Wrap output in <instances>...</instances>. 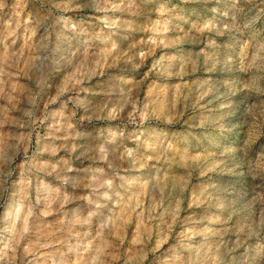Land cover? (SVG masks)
I'll return each instance as SVG.
<instances>
[{
	"label": "rangeland",
	"instance_id": "rangeland-1",
	"mask_svg": "<svg viewBox=\"0 0 264 264\" xmlns=\"http://www.w3.org/2000/svg\"><path fill=\"white\" fill-rule=\"evenodd\" d=\"M103 2L0 0V147L13 191L0 197V247L11 243L0 264H186L189 250H208L204 264H247L245 248L264 245V91L234 143L194 149L185 130L215 97L264 90V5L124 0L105 27ZM149 101L181 123H141ZM18 202L27 216L11 233Z\"/></svg>",
	"mask_w": 264,
	"mask_h": 264
},
{
	"label": "clouds",
	"instance_id": "clouds-1",
	"mask_svg": "<svg viewBox=\"0 0 264 264\" xmlns=\"http://www.w3.org/2000/svg\"><path fill=\"white\" fill-rule=\"evenodd\" d=\"M245 4H252L255 6V0H243ZM261 5H264V0H259ZM124 3V0H120V3H115L114 0H104L103 8L97 7L96 10L103 11L105 16L102 18L104 21L105 27H114L115 22L110 21L107 18V13L109 11H123L121 5ZM235 4L241 3V0H234ZM95 5V0H89V3L86 5L87 7H93ZM54 7L59 8V4H55ZM79 7V5H77ZM264 11V9H261ZM250 21L249 23H252ZM68 26V23L65 22V27ZM247 27V25L245 26ZM71 28L74 32H79L80 34H84L87 32V29L78 26L77 24H72ZM143 56V53H141ZM153 68H156V65H153ZM121 71L123 72H135L137 71V66L133 65L132 67H128L125 65ZM242 71L247 72V68L242 69ZM243 79V77H241ZM79 83V81H77ZM244 89L247 91L245 92ZM63 91V90H61ZM264 90L255 89L250 84L245 83L243 85V89L241 90V95L239 100L236 97H231L226 99L225 102H221L220 96L215 97L218 108L208 109L209 114L204 115L193 114V116L189 117V120L192 121V126L189 129L185 130L191 135V133H195V136H192L191 139L193 141V148L195 149L197 145L199 147L204 148L207 151L210 148L215 147L216 150H219L220 147L225 143H234L235 141L230 139L235 137L236 140H239L238 133V124L246 123L247 116L252 115L254 109L257 107L256 104L252 103V95L253 93H259ZM207 93L201 94V99ZM221 95H224L223 93ZM211 104V101H209ZM199 107H204L203 105H199ZM118 112L117 108H113L110 111V115L114 118L115 114ZM144 113L141 118V123H144L151 117L155 116L158 120H162L160 124H157L156 127H167L172 125H178L181 123L182 113L178 114H164L163 107L160 104H156L155 101H149L144 105L142 109ZM259 112L261 116H264V100L259 101ZM189 120H184V123H189ZM169 131H176L174 128H168ZM184 137L177 131V135L172 137L173 141H179ZM138 143H143L146 151L152 149L153 146L148 144L146 141ZM249 146L248 141H244L243 144L239 145L236 151V158L239 160L240 164L243 165L247 160V148ZM171 148V144L166 147V150ZM127 156H133L131 152L126 153ZM187 158L192 160L199 166L200 161L203 159L200 155H189L188 150L185 147L182 159ZM145 161L147 157L144 158ZM10 161V157H6L4 153V148L0 147V197L4 195L7 191L9 196L13 195V191H10L7 187V181L9 172L4 171V166ZM133 166H135V158L133 157ZM140 167H144L143 164ZM122 187V186H121ZM116 195L123 199V196H120V193L117 192ZM242 258L247 261V264H264V245H258L256 248H245L244 252L241 254ZM211 257L208 254V250L204 252L196 251L195 257L192 255L191 250L186 258V264H204L206 260H210ZM236 257H233L232 260L228 261V264H235Z\"/></svg>",
	"mask_w": 264,
	"mask_h": 264
},
{
	"label": "bare ground",
	"instance_id": "bare-ground-1",
	"mask_svg": "<svg viewBox=\"0 0 264 264\" xmlns=\"http://www.w3.org/2000/svg\"><path fill=\"white\" fill-rule=\"evenodd\" d=\"M47 185H48V183H47ZM47 185H46V187H47ZM6 215L8 216L9 222H10V225H11V227H10L11 228V233L14 232L15 227H16V224L18 223V221H20L19 222L20 225H24L23 223L25 222L26 216H27L26 213H25V211L22 208L21 202H18L17 204H11V205H9V207H8V209L6 211ZM10 244L11 243H10L9 238H7L6 240H4V242L2 243V246L0 247V256L2 254H4V253L6 254L9 251L10 246H11ZM99 245H102L101 242L99 243Z\"/></svg>",
	"mask_w": 264,
	"mask_h": 264
}]
</instances>
